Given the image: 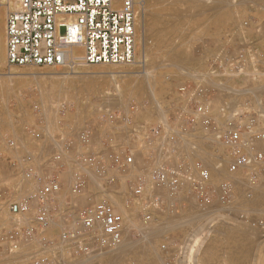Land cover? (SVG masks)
<instances>
[{
    "label": "built area",
    "instance_id": "2783aa9c",
    "mask_svg": "<svg viewBox=\"0 0 264 264\" xmlns=\"http://www.w3.org/2000/svg\"><path fill=\"white\" fill-rule=\"evenodd\" d=\"M9 1L8 66L69 67L72 47L82 50L85 66L135 63L133 0ZM238 54L220 57L217 75L215 70L189 74L176 89L177 104L161 121L137 120L136 105L106 110L103 136L85 128L55 142L46 161L29 154L23 176L33 189L8 200L12 223L21 219L0 236V264L37 244L40 248L27 254L30 264H60L64 256L102 258L120 246L126 215L135 212L141 226L176 217L190 206L202 221L214 220L217 206L236 212L239 181L249 199L264 178V67L260 70L261 59L251 46ZM249 66V91H255L249 101L223 103L214 111L215 87L208 80L224 79L232 69L240 81ZM29 134L34 142L43 138L39 132ZM52 226L59 230L56 241L46 237ZM199 244L195 234L171 239V245L160 246L162 264H195Z\"/></svg>",
    "mask_w": 264,
    "mask_h": 264
},
{
    "label": "rangeland",
    "instance_id": "374dc122",
    "mask_svg": "<svg viewBox=\"0 0 264 264\" xmlns=\"http://www.w3.org/2000/svg\"><path fill=\"white\" fill-rule=\"evenodd\" d=\"M7 2L0 0L1 45L5 43ZM135 11L136 58L131 66H76L75 72L79 74L72 75L69 67H15L6 62L0 65L3 75L0 78V236L21 219L17 217L12 223L8 200H18L33 189L32 182L25 181L23 176L27 167L25 158L29 154L39 156L41 162L46 161L54 153L55 142L70 139L85 128L96 132V137L103 136L106 127L102 114L106 110L122 112L136 105L137 120L161 121L177 104L176 89L189 74L215 70L217 75L221 71L219 58L223 55L237 58L239 50L245 46L254 49L262 62L260 70H263L264 0H135ZM143 66L148 73L137 74ZM251 70L250 66L244 68V78L240 81L235 79L236 72L232 69L224 79L213 76L208 80L215 87L214 111L223 103L249 101L250 93H255L249 91ZM145 80L151 83V90L138 87ZM53 82L62 84L67 92L54 93L43 103V91ZM31 131L43 134L41 142H34L29 134ZM72 169L70 166L69 171ZM223 173L224 170L219 176ZM261 183L253 189L249 199L246 198L248 192L238 188L239 197L235 196L238 205L233 207L236 212L217 206L211 221L198 218L192 206L187 210L194 220L188 225L185 221L187 210L176 217L162 218L169 221L161 219L149 226L140 225L136 212L130 216L123 213L127 216L123 241L132 244L128 251L115 257V253L113 256L108 253L102 258H91L87 264H145L149 260L148 264H162L160 246L171 245V239H183L190 234H195L200 243L195 264H208L206 246L217 239L222 241L220 238L226 227L237 235L231 250L239 249L240 254L231 262L220 264H264V194H261L264 186ZM64 193L66 196L68 192ZM116 201L120 204L118 199ZM239 214H243L244 219H239ZM147 227L153 230L148 238L151 242L143 239ZM240 233H244L245 240H238ZM58 236L55 226L46 232L48 240L56 241ZM39 248L38 244L33 248L24 247L5 264H30L27 254ZM82 259L90 258L64 256L61 264H75Z\"/></svg>",
    "mask_w": 264,
    "mask_h": 264
},
{
    "label": "bare ground",
    "instance_id": "6f19581e",
    "mask_svg": "<svg viewBox=\"0 0 264 264\" xmlns=\"http://www.w3.org/2000/svg\"><path fill=\"white\" fill-rule=\"evenodd\" d=\"M133 2H134V8H135V0H133ZM12 5H13V3L11 2V1H9L8 0V2H7V5H6V8H5V10L6 11H8L11 7H12ZM8 13V12H7ZM142 19V18H141ZM177 19H178V17H177ZM141 21V20H140ZM176 21V20H175ZM174 22V21H173ZM172 22V23H173ZM170 23V22H169ZM167 25V24H166ZM135 29H137V27H136V23H135ZM1 33V32H0ZM4 41V40H3ZM81 57H82V50L79 48V47H72L71 49H70V52L68 53V56H67V59L69 60L70 59V63H69V69L71 68V71H70V73L72 74V75H76V74H79V73H77V72H75V69H74V67H76V66H83L81 63H80V59H81ZM170 57H172V56H170ZM173 58V57H172ZM178 59V58H177ZM3 62H6V60H5V43H2V45H1V39H0V65L1 64H3ZM143 63V62H142ZM7 64V63H6ZM135 64V63H134ZM143 65V64H142ZM183 67V66H182ZM181 67V68H182ZM139 70V69H138ZM62 71V70H61ZM183 71H185V70H183ZM65 72V71H64ZM70 73H68L69 75H70ZM148 72H147V69L145 68V66H143L142 67V70L139 72H137V74H147ZM67 74V73H66ZM71 75V76H72ZM7 76V78H10V74L9 75H6ZM1 77H3V75H1L0 74V78ZM69 76L67 75H65V78H68ZM3 82V81H2ZM68 83V82H67ZM138 87H141L142 89H143V87H146V89L147 90H151V88H152V86H151V83L148 81V80H145V81H143V82H141L139 85H138ZM44 93L42 94V96H45V97H43L44 99H43V103H44V101L46 100L45 98H48V97H52V94H54V93H58V95H63V94H65L67 91H66V89L64 88V86H62V84L61 85H59V82H53V84L49 87V88H47V89H45L44 91H43ZM60 92H64L63 94H61ZM238 92V91H237ZM241 92V91H240ZM239 92V93H240ZM60 93V94H59ZM239 93H238V95H239ZM236 94V93H235ZM110 103V102H109ZM114 106V105H113ZM117 106V105H116ZM264 184V182L262 181V183H261V186H264L263 185ZM260 186V185H259ZM237 187L239 188V191H241V188H244V185L242 184V181H239V183L237 184ZM237 188V189H238ZM263 191V190H262ZM261 194H264V192L263 193H261ZM252 198V197H251ZM240 199V198H239ZM237 201H239V200H237ZM113 202L117 205V207L119 208V210L118 211H120L121 213H125V211L123 210V208L122 207H120V206H118V205H120L119 203H118V201H116V200H114L113 199ZM236 202V201H235ZM248 202H249V200H248ZM236 205H238V204H236ZM238 207V206H237ZM236 207V208H237ZM235 208V207H234ZM233 210H236V209H233ZM250 210V209H249ZM252 210V209H251ZM187 211H189V210H187ZM226 212V211H225ZM228 212V211H227ZM226 212V213H227ZM232 212V211H231ZM239 212V211H238ZM244 212V211H243ZM247 212V211H246ZM235 213V212H234ZM241 213H242V211H241ZM126 214V213H125ZM191 212L189 211V212H187L186 213V216H185V218H186V223H187V225H188V223L189 222H191V221H193L194 219V217H192L191 215H193V214H191ZM233 215V214H232ZM239 215H241V214H239ZM183 216V217H184ZM200 216H198V218H199ZM201 218V217H200ZM163 220V219H162ZM167 220V219H166ZM166 220H163V221H166ZM172 220V219H171ZM183 220V219H182ZM198 220H200V219H198ZM202 220V219H201ZM225 220V219H224ZM167 221H169V220H167ZM173 221V220H172ZM176 221H178V220H176ZM184 221V220H183ZM171 222V221H170ZM169 222V223H170ZM154 223V222H153ZM161 223V222H160ZM174 223H177V222H174ZM184 223V222H183ZM185 223V224H186ZM192 223H194V222H192ZM178 224V223H177ZM176 224V225H177ZM167 224H165V226H166ZM186 226V225H185ZM156 230V229H155ZM156 231H158V230H156ZM162 232V231H161ZM224 232V236L223 237H221L220 238V240H222V241H219V239H217V240H215V241H213L212 242V244H209V245H207L206 246V251H205V259L207 260V263L208 264H220L221 262H223V261H232L233 259H235V258H237L238 256H239V254H240V251H239V249H237V250H231V245H233L234 243H235V241L237 240V235L236 234H234V232L231 230V229H229V228H227L226 227V230L225 231H223ZM144 234V236H143V239H146L148 242H151L148 238L152 235V233H153V230H149V227H147L146 229H145V231L143 232ZM160 234V233H159ZM158 234V235H159ZM238 240H240V241H243V240H245V236H244V233H240V234H238ZM151 239V238H150ZM134 243V242H133ZM147 243V242H146ZM150 244V243H149ZM240 244V243H239ZM132 244L131 243H129V242H125V241H122V243L120 244V246H118L114 251H112V252H110L109 254L110 255H112V254H114V256L113 257H115V255L116 254H120V253H122L123 251H128V247L129 246H131ZM145 245V244H144ZM230 250V251H229ZM137 254V253H136ZM116 256H118V255H116ZM108 258H110L109 256H108ZM112 258V257H111ZM110 258V259H111ZM113 259V258H112ZM239 260H241V259H239ZM80 261V260H79ZM90 261H91V259H82V261H80V262H77V263H75V264H87V263H90ZM209 261V262H208ZM149 262H150V260H149ZM149 262H145V264H148ZM242 262V261H241ZM61 264V263H60ZM65 264H67V263H65ZM69 264V263H68Z\"/></svg>",
    "mask_w": 264,
    "mask_h": 264
},
{
    "label": "crops",
    "instance_id": "0c3cea01",
    "mask_svg": "<svg viewBox=\"0 0 264 264\" xmlns=\"http://www.w3.org/2000/svg\"><path fill=\"white\" fill-rule=\"evenodd\" d=\"M245 189V188H244ZM245 191H246V189H245ZM248 192V191H247ZM250 192V191H249ZM252 195H253V190L251 191V196L250 197H252ZM236 196H238L239 197V192L236 190Z\"/></svg>",
    "mask_w": 264,
    "mask_h": 264
}]
</instances>
